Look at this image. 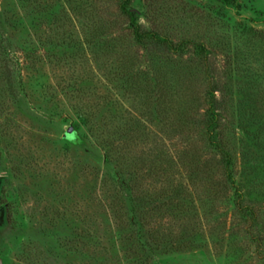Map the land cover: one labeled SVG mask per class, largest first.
Segmentation results:
<instances>
[{
    "label": "rangeland",
    "instance_id": "1",
    "mask_svg": "<svg viewBox=\"0 0 264 264\" xmlns=\"http://www.w3.org/2000/svg\"><path fill=\"white\" fill-rule=\"evenodd\" d=\"M0 264H264V0H0Z\"/></svg>",
    "mask_w": 264,
    "mask_h": 264
},
{
    "label": "trees",
    "instance_id": "2",
    "mask_svg": "<svg viewBox=\"0 0 264 264\" xmlns=\"http://www.w3.org/2000/svg\"><path fill=\"white\" fill-rule=\"evenodd\" d=\"M126 13L129 14L130 19H131V22L134 23L135 18H136V17H135V14H134L133 12H131V11H127Z\"/></svg>",
    "mask_w": 264,
    "mask_h": 264
}]
</instances>
